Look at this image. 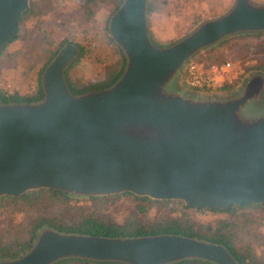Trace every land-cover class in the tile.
Listing matches in <instances>:
<instances>
[{
	"label": "water",
	"instance_id": "water-1",
	"mask_svg": "<svg viewBox=\"0 0 264 264\" xmlns=\"http://www.w3.org/2000/svg\"><path fill=\"white\" fill-rule=\"evenodd\" d=\"M27 6V0H0V18L12 22L0 47L16 36ZM146 9L147 0H123L109 18L110 35L126 58L112 86L71 94L64 72L79 49L65 43L42 73V100L0 102V196L52 187L86 196L129 191L209 209L264 203V116L232 135L243 99L192 101L161 91L196 51L237 32L264 29V5L235 0L227 13L167 47L152 43ZM247 87L248 95L264 89V78L256 73ZM142 126L146 137L132 134ZM36 240L27 253L0 264H51L64 257L239 264L222 244L175 234L112 238L45 228Z\"/></svg>",
	"mask_w": 264,
	"mask_h": 264
},
{
	"label": "rangeland",
	"instance_id": "rangeland-1",
	"mask_svg": "<svg viewBox=\"0 0 264 264\" xmlns=\"http://www.w3.org/2000/svg\"><path fill=\"white\" fill-rule=\"evenodd\" d=\"M88 1L52 0L49 2V9L43 15H31L21 21L17 39L8 44L0 54L1 91L7 94L17 92L25 97L35 96L39 89L37 75L39 68L49 60L51 55L56 54L65 43H73L79 50L81 47L83 49V55L68 68L69 78L74 85L82 87L90 82L99 81L120 68V52L123 53V50L111 37L108 29L109 5L101 12L98 9L97 15L89 16L86 9H84L88 5L86 4ZM249 1L254 6L264 5V0ZM53 2L54 5L51 6ZM213 3L214 6L211 5L210 0H169L165 12H157L147 17L149 34L151 33L153 38H156V40H153L156 42L155 46H166L162 44V41L163 43L176 42L193 31L196 25L201 24V22L221 17L233 7L235 0L229 2L224 0L217 7V2ZM210 5L211 7H209ZM230 5L232 6L230 7ZM196 17L198 22L194 23ZM158 35H161L163 39H157V37H160ZM229 36L233 37L217 46L219 48L207 50L212 44L191 55L181 67L168 76L161 86V91L168 96L175 94L180 98L183 97L192 101L226 103L233 99H243L242 102H239L233 116L235 121L229 129L232 135H237L241 130H245L264 116V89L258 87V90L254 93L249 95L247 93L248 78L256 74L254 71L248 72V69H251L248 56L256 54V47H251V39L245 42V37L237 33ZM231 43H234V45ZM208 51L209 54L215 53L214 56H219V53H222V62L233 60L240 66L239 69L243 71L230 84V89L198 90L186 84V64L192 60H199ZM237 54H241L240 57ZM129 129L128 131L131 133ZM132 134L146 137L148 132L142 126V129H133ZM156 135L154 134V136ZM75 196H77L75 201L79 205L90 203L86 195ZM133 198V196L128 195L119 198L116 214L118 219L128 212L134 202ZM183 206L182 201L178 199L160 200L152 204L147 217L159 219L164 216L186 217L191 221L202 224H214L218 220L231 217L230 213L224 211L198 210L194 207L187 206V208H184ZM240 213V211H237V214L240 215ZM251 214H253V218L257 219V222L253 226L248 225L249 234L248 232H242L240 237L243 239L248 237V241L251 242L250 247H252L259 263L264 264V206L251 209ZM257 226L258 230L256 231L260 236L254 238L252 231H255ZM45 228L43 227L38 231V237ZM177 261L166 264H173Z\"/></svg>",
	"mask_w": 264,
	"mask_h": 264
},
{
	"label": "trees",
	"instance_id": "trees-1",
	"mask_svg": "<svg viewBox=\"0 0 264 264\" xmlns=\"http://www.w3.org/2000/svg\"><path fill=\"white\" fill-rule=\"evenodd\" d=\"M50 1L52 0H31L29 8L22 14L21 19L23 20L31 15H43L44 12L49 9L48 7L50 5ZM122 1L123 0H89L86 3L88 5H86L84 9H86L89 16H93L95 14L97 15L98 11L101 12L109 5V14L111 16L118 9ZM168 4L169 0H147V17L157 12H165ZM52 5H54V2L51 3V6ZM197 22L198 18L196 17L194 23ZM198 25H196V27ZM237 34L243 35L246 39L245 42L251 39V47H256V54L254 56H248L251 64V69H248V72L254 71L264 78V30L259 32L242 31L237 32ZM149 35L155 46L156 42L153 40H156V38H153L151 33ZM233 36L219 40L207 50L210 51V49L219 48L217 46L222 45ZM162 44L166 45L164 47H167L172 43H163L162 41ZM231 44L234 45V43ZM209 51L205 54V56L199 58V60L207 63L222 62V53H219V56H214L215 53L209 54ZM120 54L121 66L117 71L112 72L109 76L99 81L90 82L85 86L79 87L74 85L70 80L68 68L78 61V59L83 55V49L81 47L78 55L70 62L64 72L65 81L71 94L80 95L91 91L103 90L112 86L121 76L125 68L126 58L123 53L120 52ZM53 55H51L49 60L39 68L37 74L39 89L35 96L25 97L17 92L7 94L6 92L0 91V101L3 103H27L40 99L43 96L41 76ZM240 55L241 54H237L238 57H240ZM221 89H230V84L223 85ZM123 195L133 196L134 202L130 206L128 212L125 215H121L120 219H118L116 217L118 211L117 202ZM76 197L77 196L72 193L52 187L30 189L19 196L1 195L0 260H13L27 253L33 247L37 239L38 231L41 228L46 227L62 233L112 238L154 236L161 234L181 235L222 244L239 264H260L252 247H250L251 242L248 241V237L243 239L240 237V234L242 232L247 233L248 225L253 226L257 222V219L253 218V214H251V209L262 207L264 206V203H233L225 209H212V211L228 212L231 217H229V219L226 218L218 220L214 224H202L191 221L186 217L164 216L160 219L148 218L147 215L152 204L159 202L160 200H156L148 196L136 195L131 192L89 195L87 200L90 201V203L83 205L76 203ZM183 207L187 208L186 205ZM237 211L241 212L240 215L237 214ZM256 230H258V226L255 227V231H252L254 233V235H252L254 238L260 236ZM51 264L126 263L114 260L64 257L52 262ZM173 264L216 263L200 258H187Z\"/></svg>",
	"mask_w": 264,
	"mask_h": 264
},
{
	"label": "built area",
	"instance_id": "built-area-1",
	"mask_svg": "<svg viewBox=\"0 0 264 264\" xmlns=\"http://www.w3.org/2000/svg\"><path fill=\"white\" fill-rule=\"evenodd\" d=\"M233 65L230 62L205 63L192 60L185 67L186 84L198 90L214 89L223 86L224 81L231 75Z\"/></svg>",
	"mask_w": 264,
	"mask_h": 264
},
{
	"label": "flooded vegetation",
	"instance_id": "flooded-vegetation-1",
	"mask_svg": "<svg viewBox=\"0 0 264 264\" xmlns=\"http://www.w3.org/2000/svg\"><path fill=\"white\" fill-rule=\"evenodd\" d=\"M12 2L14 1L15 2V5L18 4L20 2V0H11ZM30 1L31 0H27V7L24 8L21 13L19 14V17L17 18V33H16V36H14V38H12L10 41H6L1 47H0V54L1 52L4 50V48L10 44L11 42H13L14 40L17 39L18 37V34H19V29H20V23L22 21L21 17H22V14L25 12V10H27L30 6ZM21 19V20H20ZM9 25H12V22L10 23L8 19L6 18H0V35L4 33V31L6 32H9L11 30V28H8ZM1 91V90H0ZM43 91V89H42ZM44 98V93H43V96L40 98V99H37L35 101H31V102H37V101H40ZM1 102V101H0ZM31 102H27V103H31ZM3 103V102H1ZM21 103H25V102H21ZM4 104H7V103H4ZM123 192H129V191H123ZM132 193V192H131ZM135 194V193H133ZM137 195V194H136ZM140 196H146V195H140ZM151 198V197H150ZM154 199V198H153ZM156 200H166V199H156ZM182 201V200H180ZM182 203L185 205L184 201H182ZM191 207H194V206H191ZM198 210H204V209H209V208H200V207H194ZM209 210H212V209H209Z\"/></svg>",
	"mask_w": 264,
	"mask_h": 264
},
{
	"label": "crops",
	"instance_id": "crops-1",
	"mask_svg": "<svg viewBox=\"0 0 264 264\" xmlns=\"http://www.w3.org/2000/svg\"><path fill=\"white\" fill-rule=\"evenodd\" d=\"M217 2L216 3V7L217 6H219L222 2H224V0H210V2L212 3L211 5L212 6H214V3L213 2ZM230 0H228V2H229ZM230 4V3H229ZM211 5L209 6V7H211ZM232 5H230V7H231ZM229 7V8H230ZM158 36H160V37H157V39H160V38H162L161 37V35H158ZM163 39V38H162ZM224 62H230L232 65H233V68H232V70H231V75H230V77H229V79L228 80H226V81H224V83H223V85H225V84H231L232 82H234L237 78H238V76L241 74V72H243L242 70H240L239 69V65H237L236 64V62H234L233 60L232 61H224ZM224 62H220V63H218V64H222V63H224ZM211 64V63H210ZM221 87H219V88H217V89H220Z\"/></svg>",
	"mask_w": 264,
	"mask_h": 264
}]
</instances>
